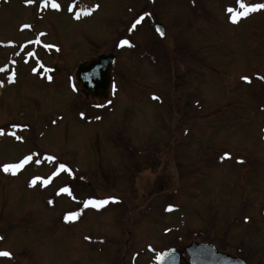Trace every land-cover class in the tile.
<instances>
[{
	"label": "rangeland",
	"instance_id": "rangeland-1",
	"mask_svg": "<svg viewBox=\"0 0 264 264\" xmlns=\"http://www.w3.org/2000/svg\"><path fill=\"white\" fill-rule=\"evenodd\" d=\"M56 2L0 0V264H156L199 242L264 264V9ZM109 54L101 103L74 76Z\"/></svg>",
	"mask_w": 264,
	"mask_h": 264
},
{
	"label": "water",
	"instance_id": "water-1",
	"mask_svg": "<svg viewBox=\"0 0 264 264\" xmlns=\"http://www.w3.org/2000/svg\"><path fill=\"white\" fill-rule=\"evenodd\" d=\"M156 31L165 38L166 29L162 24H156ZM161 32L164 33L161 35ZM116 62L114 55H100L96 59L79 65L76 81L87 98L105 99L111 88V70ZM187 256L189 264H247L241 258L232 257L220 252L210 243H192L185 253L181 254L174 248L164 251L157 257V264H181Z\"/></svg>",
	"mask_w": 264,
	"mask_h": 264
},
{
	"label": "snow or ice",
	"instance_id": "snow-or-ice-1",
	"mask_svg": "<svg viewBox=\"0 0 264 264\" xmlns=\"http://www.w3.org/2000/svg\"><path fill=\"white\" fill-rule=\"evenodd\" d=\"M29 3H32L33 0H28ZM44 4H45V7H47L48 5V0H44ZM51 6L52 8H54L55 10L59 11L60 10V5L56 2V0H51ZM240 6L242 8L245 9L244 12L242 13H237L236 15L234 16H230V19L233 20V22H236L238 18L240 17H246L250 12H253V11H257V10H260V9H264V4H253L251 6H248V5H245L243 3V0H241V3H240ZM71 10V8L69 9ZM227 11L229 13H232L233 12V9L232 8H228ZM148 15V14H146ZM143 19V17L139 18L133 25H132V28H135L136 27V24L140 23V21ZM157 31L159 32L160 29H157ZM164 33L161 32V35H163ZM129 44V41L128 40H121L120 41V46H123V45H128ZM264 78V77H262ZM243 80L247 81V82H250V77H242ZM83 115V114H81ZM19 139V137H17ZM225 158H230V153H224L223 156L221 157V159H225ZM31 159V157H25L24 161H22L20 164H6V165H3V170L5 172H8V171H15L21 167H23V164L24 163H27L29 160ZM51 159V157L49 158ZM242 162V161H241ZM60 168L61 169H64L65 168V165L61 164L60 165ZM36 181L33 180L32 181V184L35 185ZM62 192H68L69 190L64 188V189H61ZM116 197H108V198H105V199H89L88 201L85 202V206H88V205H91L95 208H100L104 205H106L107 203H109V201H113L115 202L116 201ZM77 217V214L76 213H70L68 215H66L64 217L65 220H73ZM248 218L245 217V220H247ZM2 239V238H0ZM90 239V238H89ZM12 256V253L11 252H8V251H0V257H7V258H11Z\"/></svg>",
	"mask_w": 264,
	"mask_h": 264
},
{
	"label": "flooded vegetation",
	"instance_id": "flooded-vegetation-1",
	"mask_svg": "<svg viewBox=\"0 0 264 264\" xmlns=\"http://www.w3.org/2000/svg\"><path fill=\"white\" fill-rule=\"evenodd\" d=\"M200 243H203V242H200ZM204 243H207V242H204ZM185 250H186V249H185ZM185 250L182 251V252H180V253L183 254V253L185 252ZM183 261H185V262L188 263V260H187V257H186V256L183 258Z\"/></svg>",
	"mask_w": 264,
	"mask_h": 264
},
{
	"label": "trees",
	"instance_id": "trees-1",
	"mask_svg": "<svg viewBox=\"0 0 264 264\" xmlns=\"http://www.w3.org/2000/svg\"><path fill=\"white\" fill-rule=\"evenodd\" d=\"M67 193V192H66ZM71 196V195H70ZM72 197V196H71Z\"/></svg>",
	"mask_w": 264,
	"mask_h": 264
},
{
	"label": "bare ground",
	"instance_id": "bare-ground-1",
	"mask_svg": "<svg viewBox=\"0 0 264 264\" xmlns=\"http://www.w3.org/2000/svg\"><path fill=\"white\" fill-rule=\"evenodd\" d=\"M165 38H166V36H165Z\"/></svg>",
	"mask_w": 264,
	"mask_h": 264
}]
</instances>
